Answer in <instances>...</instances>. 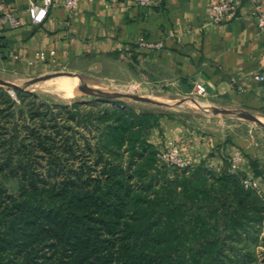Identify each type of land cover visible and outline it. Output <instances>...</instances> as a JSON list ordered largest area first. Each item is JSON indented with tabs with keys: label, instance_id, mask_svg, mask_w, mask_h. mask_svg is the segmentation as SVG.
<instances>
[{
	"label": "trees",
	"instance_id": "16d2710c",
	"mask_svg": "<svg viewBox=\"0 0 264 264\" xmlns=\"http://www.w3.org/2000/svg\"><path fill=\"white\" fill-rule=\"evenodd\" d=\"M15 92L21 102L31 96ZM0 102L15 104L1 86ZM109 102L65 106L62 123L40 118L51 144L43 148L49 160L57 158L53 130L69 149L72 131L82 162L68 169L49 166L47 175L26 170L28 182L16 192L0 179V264L251 263L244 237L261 232L264 201L244 187L246 176L197 165L172 166L179 173L170 177L173 170L159 163L150 134L161 117L172 115ZM16 143L22 141L12 134L4 147Z\"/></svg>",
	"mask_w": 264,
	"mask_h": 264
},
{
	"label": "crops",
	"instance_id": "0c3cea01",
	"mask_svg": "<svg viewBox=\"0 0 264 264\" xmlns=\"http://www.w3.org/2000/svg\"><path fill=\"white\" fill-rule=\"evenodd\" d=\"M235 1L238 10L210 22L214 3ZM23 24L4 28L0 38V74L37 78L100 65L120 71L121 81L140 83L148 91L206 87L207 101L224 109L264 116V32L258 28L254 2L248 0H153L140 6L134 0H81L70 12L54 0L46 21L34 25L26 14L28 0H6ZM160 44L146 48L140 39ZM163 87V88H162ZM230 131L191 130L182 119L160 118L150 134L158 147L177 144L194 166L231 171L230 160L240 151L236 172L255 179L264 201V131L241 124ZM264 217V211L262 212ZM264 233V221L262 225Z\"/></svg>",
	"mask_w": 264,
	"mask_h": 264
},
{
	"label": "rangeland",
	"instance_id": "374dc122",
	"mask_svg": "<svg viewBox=\"0 0 264 264\" xmlns=\"http://www.w3.org/2000/svg\"><path fill=\"white\" fill-rule=\"evenodd\" d=\"M60 72L67 74L56 76L41 84H37L35 80L29 81L26 78H12L0 74L1 79L26 88L20 90L29 92L31 95L29 99L26 98L27 102H21V99L17 95L14 98L9 94V90L13 88L1 86L3 87V91L9 94L15 101V104H11V102L9 104H2L0 102V179L4 181L9 191L16 192L19 190L22 182H28V177L24 176V171L26 170L29 173L31 169H39L47 175L49 166H53V169H68V167H75V165L82 162L79 152L75 153L73 150H79L78 143L75 141L77 135L69 131V134L74 136V138H71L73 149H69L70 143L66 146L65 142L58 137V132L55 130H53L54 134L52 133L54 138L52 139V146L54 147L53 153L56 152L57 158L54 161H50L49 155L44 153L43 148H49L51 144L44 136L46 131L39 129V123H41L40 118L42 116L46 117L49 121L48 124L62 123L63 118L66 119L67 116L63 108L65 106L70 107L74 102L85 107H90L97 103L110 105L111 102L107 98H97L104 99L97 102L96 99L84 95L81 91V86L83 85L104 92L132 93L167 102L170 105L165 107L146 102L127 101L136 106L141 104L148 108L164 109L172 115L173 119L185 121L186 126L191 130H198L199 132L207 130L211 133H217L218 128L221 131H230L231 128L237 127L235 125L241 124L243 131L249 130L251 126L264 131V126L257 124L255 121L234 119L212 113L211 107L217 109L223 108L212 103V101H207L206 98L196 93H191V91L162 87L165 90L152 92L141 85L139 90L133 92L128 87L131 82L116 79L115 77L121 79L122 75L120 71L116 72L115 68L111 66L100 65L98 68L95 66H82L78 71L62 69ZM182 100H185V102L177 104V102ZM32 111L37 115L34 116L35 118L31 117ZM31 118H34V120H31ZM261 118L264 121V116ZM48 132H51V130ZM12 134L19 141H22V143L20 146L16 143L12 149H9V147H4V145ZM10 153V160L7 163L5 157ZM49 162H52V164H49ZM166 167L172 169L171 165H167ZM176 171L168 172L167 175L174 177L179 173V171ZM230 172L235 173L233 171ZM211 179L216 178L211 175ZM244 240L248 243L253 253V260L249 264H264L263 231L261 230L260 233L254 234L250 233L244 237Z\"/></svg>",
	"mask_w": 264,
	"mask_h": 264
},
{
	"label": "built area",
	"instance_id": "2783aa9c",
	"mask_svg": "<svg viewBox=\"0 0 264 264\" xmlns=\"http://www.w3.org/2000/svg\"><path fill=\"white\" fill-rule=\"evenodd\" d=\"M81 0H63V6L70 12H75L80 4ZM140 6H150L153 0H134ZM254 2V12L257 17L258 28L261 32H264V0H248ZM54 4V0H28V7L26 14L31 19L34 25L43 24L49 12ZM238 10V4L235 1H220L211 5L208 12V20L211 22H218L223 20L227 15L234 13ZM23 24L21 14L13 8L7 7V5L0 1V38L3 35L4 28L16 29ZM139 44L146 48L159 47L160 44L147 41L145 38H141ZM259 79L264 77L258 76ZM131 91L139 90L140 83H131L128 85ZM195 93L200 96L207 94L206 87L203 84L197 83L195 86ZM9 94L16 98V92L13 89L9 90ZM158 160L159 163H164L178 168H186L188 166H194L191 161L183 157L180 147L177 144L165 145L158 148ZM242 158L240 151L235 152L230 160L231 171L236 172L239 163ZM242 183L246 189H252L256 192L260 191L259 183L250 177H245Z\"/></svg>",
	"mask_w": 264,
	"mask_h": 264
},
{
	"label": "water",
	"instance_id": "95a60500",
	"mask_svg": "<svg viewBox=\"0 0 264 264\" xmlns=\"http://www.w3.org/2000/svg\"><path fill=\"white\" fill-rule=\"evenodd\" d=\"M65 72H58L53 74H47L43 75L39 78H37L35 81L37 84H41L49 79H52L56 76H62L66 75ZM0 86H7L13 89H26L22 86H19L15 83H12L7 80H3L0 78ZM81 91L84 95L89 97H97V98H107L112 100H121V101H138V102H146L150 104H155L159 106H169L170 104L164 101L156 100L151 97H146L138 94H132V93H123V92H104L96 89H92L87 86H81ZM185 100L179 101L178 103H183ZM211 111L214 114L221 115L224 117H231L234 119H243V120H252L255 121L257 124L264 126L263 119L258 116L257 114L250 112V111H244V110H230V109H217L211 107Z\"/></svg>",
	"mask_w": 264,
	"mask_h": 264
}]
</instances>
